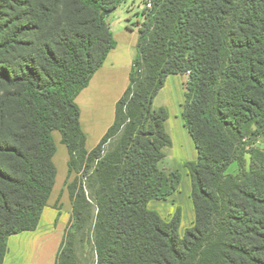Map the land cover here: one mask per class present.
<instances>
[{
	"label": "trees",
	"instance_id": "obj_1",
	"mask_svg": "<svg viewBox=\"0 0 264 264\" xmlns=\"http://www.w3.org/2000/svg\"><path fill=\"white\" fill-rule=\"evenodd\" d=\"M127 1L0 0V264L10 236L38 228L55 131L68 180L83 174L66 183L56 264H264V0H154L114 123L88 151L76 99L116 46L100 13ZM174 75L187 76L181 116L198 154L185 163L195 220L184 235L180 210L165 220L149 208L182 178L160 168L173 142L168 110L153 108Z\"/></svg>",
	"mask_w": 264,
	"mask_h": 264
},
{
	"label": "crops",
	"instance_id": "obj_2",
	"mask_svg": "<svg viewBox=\"0 0 264 264\" xmlns=\"http://www.w3.org/2000/svg\"><path fill=\"white\" fill-rule=\"evenodd\" d=\"M108 24L116 46L109 52L102 67L93 75L89 85L81 91L76 99L81 111L80 122L87 137L86 148L88 151L99 144L102 137L113 125L116 105L130 84L133 62L138 55V31L128 25L126 28L119 27L118 30L114 29L111 23ZM101 103L107 104L105 123L100 119L92 120L89 115L95 109L100 110ZM186 162L181 164V169L183 174L189 176L185 168ZM67 180L68 171L63 186L52 201V195L56 187L55 180L47 206L43 210L38 228L35 231L22 232L9 237L3 264H56L73 210L69 192L64 189ZM150 204L152 207L154 201L149 203V208ZM65 205L67 210L64 209Z\"/></svg>",
	"mask_w": 264,
	"mask_h": 264
},
{
	"label": "rangeland",
	"instance_id": "obj_3",
	"mask_svg": "<svg viewBox=\"0 0 264 264\" xmlns=\"http://www.w3.org/2000/svg\"><path fill=\"white\" fill-rule=\"evenodd\" d=\"M146 17L147 10L145 9V0H128L120 5L115 12L107 16L106 21L111 23L114 29L119 30V27L126 28L128 25L138 31L140 29L138 23L142 24L145 22ZM186 80V75L170 76L165 87L156 96L153 104L154 109L164 107L168 110L169 119L167 120L166 129L173 142L171 147L165 148L164 151L166 157L160 163V168L167 173L173 170H178L182 174V178L177 191L172 196L167 200L154 201L152 207L150 204V208L157 211L165 220H170L172 216L180 210L181 220L178 229L180 235H183L187 229L191 228L194 221V209L191 201V181L189 176L182 173L181 164H184L186 161H196L198 158L194 142L184 126V121L181 116L185 101L184 84ZM89 115L92 120L95 119L96 121L97 119H100L105 123V120L107 119V104L101 103V109H95L91 111ZM53 139L57 147V151L54 155V164L57 168V178L52 201L56 198L60 188L63 186L68 171V149L66 145L61 142V133L59 131L53 132ZM254 146L264 150V141L262 139L257 140ZM249 162V155H246L247 169L249 168ZM228 172L237 174L239 172L238 164H232ZM82 177V171L79 172L74 170L67 182H72L75 179L81 180ZM64 189L68 192L66 185ZM64 209L67 210L66 205L64 206ZM70 222L67 225L66 231L70 226ZM85 249V253L89 255V247L87 246Z\"/></svg>",
	"mask_w": 264,
	"mask_h": 264
},
{
	"label": "built area",
	"instance_id": "obj_4",
	"mask_svg": "<svg viewBox=\"0 0 264 264\" xmlns=\"http://www.w3.org/2000/svg\"><path fill=\"white\" fill-rule=\"evenodd\" d=\"M153 1L154 0H145V9L149 10L153 6Z\"/></svg>",
	"mask_w": 264,
	"mask_h": 264
},
{
	"label": "water",
	"instance_id": "obj_5",
	"mask_svg": "<svg viewBox=\"0 0 264 264\" xmlns=\"http://www.w3.org/2000/svg\"><path fill=\"white\" fill-rule=\"evenodd\" d=\"M112 13H113L112 11H102V12L100 13V18L103 19V18L109 16V15L112 14Z\"/></svg>",
	"mask_w": 264,
	"mask_h": 264
}]
</instances>
